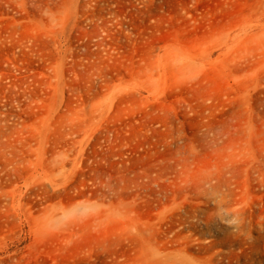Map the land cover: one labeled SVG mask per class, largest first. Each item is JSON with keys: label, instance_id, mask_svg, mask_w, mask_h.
<instances>
[{"label": "rangeland", "instance_id": "374dc122", "mask_svg": "<svg viewBox=\"0 0 264 264\" xmlns=\"http://www.w3.org/2000/svg\"><path fill=\"white\" fill-rule=\"evenodd\" d=\"M0 264H264V0H0Z\"/></svg>", "mask_w": 264, "mask_h": 264}]
</instances>
